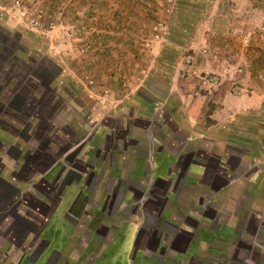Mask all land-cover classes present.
Returning <instances> with one entry per match:
<instances>
[{
  "label": "rangeland",
  "instance_id": "374dc122",
  "mask_svg": "<svg viewBox=\"0 0 264 264\" xmlns=\"http://www.w3.org/2000/svg\"><path fill=\"white\" fill-rule=\"evenodd\" d=\"M4 45L11 48L12 55L3 66L0 63V130L18 142L12 145L13 151L8 148L10 161L2 173L26 186L23 197L31 195L35 201V187L49 182L48 172L54 168L36 173L29 157L54 151L53 155L60 157L54 163L60 165L57 177L65 163L77 155L80 160L70 168L76 171L78 181L87 183V197L93 203L88 204L93 211L86 218L87 233L91 227L97 231L112 221L109 218L114 214H109L107 207L102 208L109 219L105 224L96 208L101 199L106 205L108 194L100 189L105 183L114 181L117 189L131 194L128 215L144 196L139 192L150 198L161 194L149 177L132 182L130 171L123 173L122 168L129 156L127 149L133 148L135 156L151 154L163 140L161 135L170 136L171 145L164 148L176 147L169 118L180 107L179 88L187 79L215 84L221 70L227 78L243 79L251 74L253 89L264 94V0H0V55L6 56ZM24 64L28 66L26 78ZM35 71L50 75L45 78L46 89L33 75ZM199 86L195 84L194 97L205 92ZM41 99L45 105L39 104ZM41 105L43 117L54 108L51 124L40 123L35 117ZM212 108L204 116L206 124ZM222 130V161L229 185L210 200L228 211L230 223L244 227L246 246L252 230L249 216L260 219L256 238L252 247L249 245L252 256L256 255L254 261L259 262L258 258L264 259V99L259 109L236 114ZM98 148L102 151L97 159L103 162L93 169L89 164ZM65 149L66 156L62 155ZM4 151L0 144V156ZM26 159L29 166L21 174ZM84 167L88 169L82 171ZM90 174L94 180L88 178ZM31 181L37 182L31 185ZM149 188L153 195L146 192ZM29 189L32 192L28 193ZM21 202L16 201L17 212L23 214L27 208ZM149 207L142 210L149 211ZM32 214L40 221L45 219L40 210ZM144 218L142 229L148 228L141 245L145 248L155 231L156 218ZM123 221L121 216L115 217L112 229ZM177 222L166 224L178 227ZM156 232L178 241L176 230L167 231L160 219ZM147 246L153 251L156 243L149 241ZM183 261L194 264L186 258Z\"/></svg>",
  "mask_w": 264,
  "mask_h": 264
},
{
  "label": "crops",
  "instance_id": "0c3cea01",
  "mask_svg": "<svg viewBox=\"0 0 264 264\" xmlns=\"http://www.w3.org/2000/svg\"><path fill=\"white\" fill-rule=\"evenodd\" d=\"M218 74V83L187 79L183 87L179 88L182 95L181 104L169 118V122L174 126L172 137L176 147L172 150L164 148V145H171L168 138L170 136L161 135L163 140H159L161 143L157 150L148 155L135 156L130 163L129 170L134 180L132 182H141L145 177H149L148 180L153 186L161 181L174 189L164 196H157L153 205L148 201L150 197L144 194L137 202V208H133L132 215L126 214L132 196L125 192L124 199L117 205L114 213L116 218L121 216L124 221L114 229L111 226L107 238L98 236L96 228L91 227L92 231L88 233L85 230L88 220L86 218L93 211L88 204L93 203L92 199L87 197L88 185L81 180L67 184L54 203L46 200L47 204L52 205V210L49 216L41 221L33 214L25 216L27 211L23 214L17 212L18 208L16 217L8 215V204H16L18 196L25 195L26 186L21 185L18 180L14 181L12 177L8 178L7 173H2V167L5 168L8 165L7 160L10 161L12 145L18 140L0 130V144L5 148L2 152L4 156H0V264H184L185 258L194 264H253L255 261L247 257L246 248L248 247V252L251 251L250 246L256 238V232L246 237V246L243 237L246 235L236 224L230 223L228 211L210 200V196L221 193L229 185L228 173L222 161V129L232 122L236 114L259 109L264 94L253 89L251 74L245 75L243 79L233 76L227 78L223 70ZM195 84L202 85L199 89H205V92L194 97ZM210 107H213L207 117L210 122L206 124L204 116ZM209 146L211 150H199ZM10 147L11 150L7 152ZM16 147L19 149L18 144ZM66 151L67 149L63 150L62 155L66 156ZM53 153L54 151H49L39 154V157L32 154L29 158L33 163L39 158L52 160ZM210 155L213 157L210 158ZM79 160L77 155L73 157V161ZM29 162L30 160H25L26 165L22 166L21 174L26 173ZM54 163L55 161L45 170L47 172L54 168L48 172L49 182L55 177L60 166ZM65 165L67 167L62 168L74 171L70 165ZM218 180L226 182V185L216 187ZM36 182L31 181V185ZM112 187L115 186L112 184ZM103 191L107 194L106 189ZM148 191L150 193V188L146 192ZM17 192L19 193L16 197ZM30 192L31 189L28 190V193ZM79 199H82L80 209L74 213ZM146 204L150 205L149 211L142 210ZM103 206L104 200L101 199L96 208L100 217H104L105 224L109 219L102 211ZM151 215L164 224L179 221V226H175V233L180 236L181 248L174 247L171 239L162 236L158 249L154 252L157 258H161L158 262L157 258H152L144 248L136 249L134 246L139 226L144 222L145 216L152 217ZM33 225L37 227L34 233L31 232ZM84 232L87 234L82 240L80 237ZM72 241H81L82 244L79 242L74 245L76 242L72 244ZM39 242L45 243V247L41 252H36ZM218 245L223 249L218 248ZM149 258L155 262H150ZM257 263L264 264V261Z\"/></svg>",
  "mask_w": 264,
  "mask_h": 264
},
{
  "label": "trees",
  "instance_id": "16d2710c",
  "mask_svg": "<svg viewBox=\"0 0 264 264\" xmlns=\"http://www.w3.org/2000/svg\"><path fill=\"white\" fill-rule=\"evenodd\" d=\"M6 40H4V41H2V43H4ZM3 52L6 54V56H3L2 54L0 55V63H1V66H3L4 64V62L6 61V57H8V56H11L12 55V51H11V48H9V47H7V46H3ZM5 57V58H4ZM27 65L26 64H24L23 65V69H22V74H24V76H25V74L27 73V71H26V69H27ZM26 72V73H25ZM43 77H44V79L46 78V77H48V78H50V75H47V74H44V73H42L41 74ZM44 75H46V76H44ZM26 76H28V75H26ZM26 76H25V78H26ZM44 84V83H43ZM21 101V106H25V99H23V101L22 100H20ZM54 109V108H53ZM55 111V110H54ZM45 149V148H44ZM63 152V151H62ZM129 154V156L127 157V160L125 161V163H124V165H123V171L125 172V173H127L128 171H129V168H130V163H131V161H132V159H133V157H135V153H134V150H133V148H129V149H127V155ZM137 155L138 156H141V153H137ZM74 157V156H73ZM73 157L72 158H70L69 159V161H68V165H70L71 167H76L74 164L76 163L75 161L74 162H71V161H73ZM57 158H58V160H60L59 158V156H57V157H55L54 158V156H53V158H52V160H47V159H38L39 161H42V162H39L38 161V165L39 166H43L44 167V169L42 170V171H40V170H38L37 169V165H35V171L37 172V171H39L40 173H44V171L45 170H47L48 168H49V166L55 161L56 162V160H57ZM98 159L97 158H95L94 157V159H92V161H91V163L89 164L90 165V167H91V164H93V165H96V164H98V161H97ZM67 163V162H66ZM72 163H74V164H72ZM82 167V166H81ZM78 168H80V166H78ZM88 169V167H84L83 169H82V171L83 170H85V169ZM127 169V170H125V169ZM88 178H90V179H95V176L94 175H88ZM79 180V176L77 175V173L75 172V171H72V170H67V168H63L62 169V171L57 175V177H54L53 179H52V181L51 182H49V184H48V182H46L47 184H45V182H44V187H42V189H44L43 190V192H44V198L47 200V201H49L50 203H54V201H56L57 200V196L59 195V192L63 189V187H65L67 184H69V183H71V182H76V181H78ZM113 182L114 181H112V184H113ZM119 183V182H118ZM58 184H60V185H58ZM87 184V183H86ZM112 184L111 185H109V184H106L105 183V187L103 188L102 187V189L101 190H104V189H106V192H107V194H109V193H114V194H116L117 196H120V195H122V193H121V191L119 190V189H117L116 187L114 188V187H112ZM226 185V182H223L222 180H218V181H216V184H215V186L217 187L218 186V188L219 187H223V186H225ZM155 186L157 187V188H159L160 189V191H161V196H164L165 194H167L168 192H169V190H172V188L171 187H169L168 186V184L167 183H164V182H161V181H158V182H156L155 183ZM174 189V188H173ZM124 193V192H123ZM150 194H152L153 195V190H151L150 191ZM52 195V198H50V196ZM155 198H156V196L155 197H151L149 200L151 201V203H152V205L153 204H155L156 203V200H155ZM29 199V198H28ZM108 199V198H107ZM121 200H122V198H120L119 200H118V202H117V205L121 202ZM14 201V200H13ZM12 200H11V202H13ZM159 201V200H158ZM8 202H10V201H8ZM49 204V203H48ZM158 205H159V203H158ZM51 207V206H50ZM105 207H108L107 205L105 206ZM104 207V208H105ZM117 207V206H116ZM10 208H12V210H16V206H15V204H13V203H10V204H8V208H7V210L9 209L10 210ZM112 208V207H111ZM111 208L109 209V207H108V209L112 212L113 210H111ZM31 209L32 210H35L36 209V207L34 208V206L32 205V207H31ZM109 212V211H108ZM15 213V212H14ZM49 214H50V212H48V215L46 214V211H41V215H43V217L45 218V217H47V216H49ZM11 216H13V217H16V214H12ZM152 216V215H151ZM18 218V217H17ZM151 218H153V216L151 217ZM157 219L155 220V223H154V225L152 226V229H154L155 228V231H153L152 232V234H151V237L149 238V241H152L153 240V235H159V238L163 235V233H160V234H158L157 232H156V224H157ZM35 225V224H34ZM34 225H33V229H31V232L32 233H34L35 232V229L37 228L36 226L34 227ZM164 227L168 230V231H174V230H176V228L175 227H173V226H171V225H168V224H164ZM107 230H109V229H111L110 227H108V228H106ZM140 231H142L141 232V235L139 234V236H138V238H137V240H136V246H137V248H144L141 244H142V237L144 236V234L145 233H143V229H141ZM107 234H108V232H107ZM103 236H105V235H103ZM155 236H154V239H155ZM180 236H178L177 237V240L179 241V238ZM149 241H148V243H149ZM174 242L175 244H174V247H178L181 243H179V242ZM182 241H184V240H182ZM147 242L145 243V250H146V252L147 253H150L151 255H152V258H157L155 255V249L153 250V251H151L152 249L150 248V246H147V244H148ZM44 247H45V243H43V242H39V244H38V247H37V251L36 252H41L43 249H44ZM157 248H158V245H157ZM246 248V247H245ZM246 250H247V252H246V254H247V257L249 258V259H253L254 260V257L253 256H256V255H253L252 256V252L250 251V252H248V247L246 248ZM254 254H256V253H254ZM54 257H56V258H58V256H54ZM159 259H161V258H159V256H158V258H157V261L159 260ZM205 259H207L206 257H205ZM55 260V259H54ZM261 260H263L264 261V259H261ZM251 263H252V261H251ZM253 264H258L257 263V261H255Z\"/></svg>",
  "mask_w": 264,
  "mask_h": 264
},
{
  "label": "flooded vegetation",
  "instance_id": "af4514ba",
  "mask_svg": "<svg viewBox=\"0 0 264 264\" xmlns=\"http://www.w3.org/2000/svg\"><path fill=\"white\" fill-rule=\"evenodd\" d=\"M33 75L36 77V79H38V80H40L41 81V86L43 87L44 86V84H45V82L47 81L46 79H44V77L41 75V73H37L36 71L33 73ZM31 79V78H30ZM44 83V84H43ZM43 89H46V88H44L43 87ZM49 89V88H48ZM43 96V95H42ZM22 100V99H21ZM23 101V100H22ZM39 104H43V105H45L44 103H43V99H41L40 100V102H39ZM41 108H40V110H39V114L37 115H35V117L36 118H39V121H40V123H45L46 125H47V123L48 124H51L50 122V120H51V116H53V113H54V109L52 108V110H51V114L48 116V115H46V117L44 116L43 117V113H45L42 109H43V107H42V105L40 106ZM39 115L41 116V117H43V119L42 118H40L39 117ZM71 133V135L73 136V138H75L76 137V133H74L73 131H71L70 132ZM102 151V148H98V149H96V153H100ZM98 154H96V156H98ZM114 155V154H113ZM96 156H95V158H96ZM38 161L39 160H37L35 163H33L34 165H37V167L39 166L38 165ZM98 161V164H96V165H93V164H91V168H100L101 167V165H102V160L100 159V160H97ZM39 162H42V161H39ZM105 166H107V165H105ZM122 170H123V168H122ZM130 172H131V170H129ZM129 171H128V173H129ZM123 173H125L124 171H123ZM44 181V180H43ZM41 183H43L42 181H41ZM45 184H47L46 182H45ZM48 184H49V182H48ZM47 184V185H48ZM40 185H42L41 187H40ZM40 185H38V187L36 188L35 187V189L37 190H35V192H37V194H38V197H35V201H33L32 200V196L31 195H27V196H25V197H20V195L18 196V199H20V200H22V202L21 203H23V205H25L26 206V214H25V216H29L30 214H32L33 212L35 213L36 211H38L39 212V210L40 211H48V212H50L51 210H52V208L50 207V206H48V204H47V202H46V199L44 198V192H43V190L44 189H42V187H44V185L43 184H40ZM58 185H60V184H58ZM128 188H130V187H128ZM63 189H64V187H63ZM62 189V190H63ZM100 189H102V187H100ZM62 190L59 192V195H60V193L62 192ZM19 192H17L16 193V197H17V194H18ZM121 193H122V195H120V196H117L116 194H114V193H109L108 194V200L109 201H106L107 199H105V204L109 207V209L111 208V210H113L112 212L108 209V211H109V214H114V211L116 210V206H117V202H118V200L120 199V198H122V200L124 199V193L121 191ZM139 194H140V196L141 195H144V192H139ZM58 195V196H59ZM27 197V198H26ZM28 198H31V199H28ZM121 200V201H122ZM16 201H17V199H16ZM148 201H150L149 199H148ZM151 202V201H150ZM18 203V202H17ZM17 203H16V207H18V205H17ZM148 203V202H147ZM32 205L34 206V208L36 207V209L35 210H32L31 209V207H32ZM105 205V206H106ZM52 206V205H51ZM105 206H103V209H104V207ZM107 207V208H108ZM146 207H148V204H146ZM103 209H102V211H103ZM9 210V209H8ZM242 210H243V208H242ZM8 212V215H14V214H16L17 212H16V210H12V208H10V211H7ZM15 212V213H14ZM7 215V214H6ZM43 216V215H42ZM115 218V216L113 215L112 217H110L109 219L110 220H112L113 221V219ZM248 220H249V224H250V226H249V228H252V230L250 231V233L251 234H249V235H252L253 234V232H257V223H258V221L260 220V219H257L256 217H254L253 215H250L249 216V218H248ZM120 222H121V220H120ZM144 223V222H143ZM143 223H142V225H143ZM145 224V223H144ZM110 225V226H109ZM109 225L107 224V225H103L99 230H97L96 231V234L98 235V236H103V235H105V234H107V232H108V230L106 229V228H108V227H111L112 226V222H109ZM142 225H140V230L142 229ZM145 227H146V229L148 228V226L147 225H145ZM146 229L145 228H143V233H145V232H147L146 231ZM138 231V233H137V236H136V240H137V238H138V236H139V234L141 235V232L142 231ZM240 230L241 231H243L244 230V227H241L240 228ZM168 231V230H167ZM166 234V233H165ZM165 234H163L162 236H164ZM96 235V236H97ZM154 236L155 235H153V240L152 241H154L155 243H156V248L155 249H157V245L159 246V242H160V238L162 237H160L159 238V235L157 236H155V239H154ZM170 238L169 239H171V240H173L172 238H171V235L169 236ZM84 240V239H83ZM81 244H82V242H81ZM79 246H80V244H79ZM134 246H135V248L137 249V246H136V241H135V244H134ZM81 247V246H80Z\"/></svg>",
  "mask_w": 264,
  "mask_h": 264
}]
</instances>
